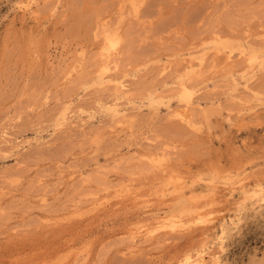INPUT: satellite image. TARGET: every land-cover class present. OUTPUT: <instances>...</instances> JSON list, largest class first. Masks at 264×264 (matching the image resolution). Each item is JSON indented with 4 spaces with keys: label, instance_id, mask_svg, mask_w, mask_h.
I'll use <instances>...</instances> for the list:
<instances>
[{
    "label": "rangeland",
    "instance_id": "rangeland-1",
    "mask_svg": "<svg viewBox=\"0 0 264 264\" xmlns=\"http://www.w3.org/2000/svg\"><path fill=\"white\" fill-rule=\"evenodd\" d=\"M0 264H264V0H0Z\"/></svg>",
    "mask_w": 264,
    "mask_h": 264
},
{
    "label": "bare ground",
    "instance_id": "bare-ground-1",
    "mask_svg": "<svg viewBox=\"0 0 264 264\" xmlns=\"http://www.w3.org/2000/svg\"><path fill=\"white\" fill-rule=\"evenodd\" d=\"M136 4H137V2H135ZM27 5V4H26ZM19 7H20V5H19ZM31 7V6H30ZM21 8V7H20ZM26 9V8H25ZM124 12V11H123ZM96 17V16H95ZM110 37V36H109ZM117 38V37H116ZM115 37L114 38H109V42H110V46H111V49L113 48L114 50L115 49H117V45L119 44V41H118V39H116ZM105 44V43H104ZM240 52V51H239ZM238 52V53H239ZM103 54V53H102ZM99 55V54H98ZM106 55H108V54H106ZM230 55V54H229ZM241 55H243V54H241ZM245 55V54H244ZM247 55V54H246ZM249 55V54H248ZM109 56H111V55H109ZM105 57V56H104ZM108 59H104L103 60V62H101V63H103V64H101V68H102V71H103V74H105V72H107L106 70L107 69H109L110 67V65L112 64L111 63V60L109 59V57H107ZM111 58V57H110ZM138 58V57H137ZM246 59H248V57L246 58ZM253 59V58H252ZM113 60V59H112ZM107 62V63H106ZM111 63V64H110ZM110 64V65H109ZM252 64V63H251ZM193 66V65H192ZM167 67V66H166ZM111 73V72H110ZM105 76V75H104ZM103 76V77H104ZM109 77V76H108ZM110 78V77H109ZM120 85H122L123 86V83L122 82H120ZM190 85V84H189ZM247 85V84H246ZM119 86V84L117 85V87ZM192 86V85H191ZM248 86V85H247ZM246 86V87H247ZM120 87V86H119ZM188 87V86H187ZM121 89H122V87H120ZM184 88H186V86H184ZM119 89V88H118ZM239 89V88H238ZM117 90V89H116ZM124 90V89H123ZM126 90V89H125ZM241 90V89H240ZM119 91V90H118ZM243 91V90H242ZM124 92V91H123ZM122 92V93H123ZM159 95V94H158ZM244 96V95H243ZM248 96V95H247ZM250 101V100H249ZM186 103V104H185ZM184 104V106H179V107H177V108H174L172 111H171V114L173 115V116H176V117H178L179 119H181L182 121H186V122H188V123H192V121H191V116H190V114L188 113V111H187V109H189L188 107H189V102L187 101V102H185ZM239 104V103H238ZM111 105V104H110ZM117 105H118V102H117ZM197 105V104H196ZM236 105V104H235ZM83 106V105H82ZM85 106V105H84ZM191 106V105H190ZM91 107V106H90ZM170 108V107H169ZM111 109L115 112V114L117 115L119 112H120V110L118 109V107H116V105H114L113 107H111ZM100 110V109H99ZM151 112V111H150ZM123 117V116H122ZM126 120V119H125ZM195 120V119H194ZM193 120V121H194ZM125 122V121H124ZM195 122V121H194ZM62 126V125H61ZM127 131V130H126ZM131 140V139H130ZM163 156H165V155H163ZM157 157V156H156ZM152 161H153V159H152ZM87 162V161H86ZM154 164L155 163H157V162H153ZM159 163V162H158ZM233 178V177H232ZM243 182V181H242ZM241 183V182H240ZM238 184V183H237ZM204 185V184H203ZM243 185V184H242ZM244 187V186H243ZM238 188V187H237ZM168 189V188H167ZM204 190V189H203ZM246 191V190H245ZM249 194V193H248ZM260 195V194H259ZM247 196V195H246ZM254 196V195H253ZM242 198V197H241ZM238 202V201H237ZM247 204V203H246ZM245 208V207H244ZM185 210V209H184ZM181 212V211H180ZM179 213V212H178ZM201 213V212H200ZM180 214V213H179ZM183 214V213H182ZM172 215V214H171ZM201 215V214H200ZM165 216V215H164ZM154 217H156V216H154ZM153 217V218H154ZM158 217H160V216H158ZM194 217V216H193ZM197 217V216H196ZM196 217H194V218H196ZM186 218V217H185ZM212 218V217H211ZM156 219H158V218H156ZM183 216H182V220H171V221H167L166 219H164V217H163V219H160L159 218V220L158 221H155V223H153V221H152V223L154 224H151V222H149L150 223V225H153L152 226V228H148V226H145L146 224H144V226H145V228L142 230V231H144L145 229H149V230H146V232H143V233H147V231L149 232H155V231H158V230H160V229H163V228H171V229H177V228H179L180 229V227H183L184 226V224H185V222L183 221ZM189 219H190V217H189ZM151 220V219H150ZM153 220V219H152ZM184 220H188V218L187 219H184ZM193 220V219H192ZM202 220V219H201ZM206 220H208V219H205V222H207ZM195 221V220H194ZM204 221V220H203ZM188 222V221H187ZM195 222H197V221H195ZM199 222V221H198ZM205 222H202V223H205ZM148 225V224H147ZM143 226V227H144ZM147 227V228H146ZM140 228H141V226H140ZM139 230V229H138ZM178 230V229H177ZM140 231H141V229H140ZM159 232V231H158ZM173 233V232H172ZM148 234H150V233H148ZM157 234V233H156ZM164 235V234H163ZM155 236V235H154ZM131 243V242H130ZM222 251V250H221Z\"/></svg>",
    "mask_w": 264,
    "mask_h": 264
}]
</instances>
